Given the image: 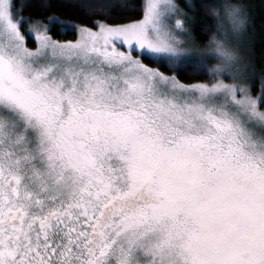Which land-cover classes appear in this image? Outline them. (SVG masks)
Returning <instances> with one entry per match:
<instances>
[{"label": "snow or ice", "instance_id": "1", "mask_svg": "<svg viewBox=\"0 0 264 264\" xmlns=\"http://www.w3.org/2000/svg\"><path fill=\"white\" fill-rule=\"evenodd\" d=\"M26 6L0 0V264H264L249 7L213 5L197 50L177 0Z\"/></svg>", "mask_w": 264, "mask_h": 264}, {"label": "trees", "instance_id": "2", "mask_svg": "<svg viewBox=\"0 0 264 264\" xmlns=\"http://www.w3.org/2000/svg\"><path fill=\"white\" fill-rule=\"evenodd\" d=\"M46 3L48 11L44 12L43 15L47 16L50 13H56L60 15L63 20L82 22L83 19H87L81 9L77 7V0H25L26 7L24 8L23 15H28L29 13L35 14L37 11L36 4ZM144 0H127L128 8H114V13H122V18L136 19L141 15V9ZM181 8L187 12V15L191 17V31L193 38L198 42V44L204 45L209 37L212 35L214 30L215 13L213 11V5H220L223 3H242L246 4L251 10V15L255 18L254 23L247 29L248 34L246 35L249 39L247 41L248 45V55L251 58V63L255 69L254 75L260 77L264 74V0H177ZM186 4H193L197 11L193 12L185 7ZM222 12L223 10L220 9ZM82 18L78 21L77 18ZM60 25H54L52 35L58 39H74L75 32L69 31L67 34L61 35L57 29ZM146 62H150L146 59ZM180 78L184 79L186 82H191L192 79H203V75H193L191 70H185L181 72ZM259 80L256 79L254 84L256 87L253 88V93L255 95L258 91ZM258 84V85H257Z\"/></svg>", "mask_w": 264, "mask_h": 264}, {"label": "rangeland", "instance_id": "3", "mask_svg": "<svg viewBox=\"0 0 264 264\" xmlns=\"http://www.w3.org/2000/svg\"><path fill=\"white\" fill-rule=\"evenodd\" d=\"M191 22H192V21L189 20V21H188V24H187V27H188L189 32H190V39H191L193 42H197V41L193 38V35H192V31H191V28H190ZM213 22H214V30H213V33H214V32H216V29H217V20L214 19ZM25 27H27V26L25 25ZM248 32H249V31L246 32V35L248 34ZM67 40H68V39H67ZM197 43H198V42H197ZM28 44H29L30 47H34V46H35V41H34V38H33V37H31V36L28 37ZM198 45H199V48H198L197 50H203L204 47H205V44H204V45H202V44H198ZM247 47H248V45H247ZM208 63H215V61H208ZM258 84H259V83H258ZM258 84H257V85H258ZM257 88H258V87H257ZM253 94H254V93H253Z\"/></svg>", "mask_w": 264, "mask_h": 264}]
</instances>
